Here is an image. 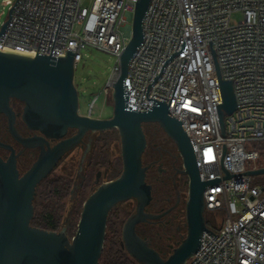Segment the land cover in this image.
<instances>
[{"label":"built area","instance_id":"obj_1","mask_svg":"<svg viewBox=\"0 0 264 264\" xmlns=\"http://www.w3.org/2000/svg\"><path fill=\"white\" fill-rule=\"evenodd\" d=\"M15 1L4 3L10 9ZM135 2L91 0L85 6L83 0H17L0 51L61 57L69 50L74 66L86 48L104 51L115 57L103 87L107 93L132 36ZM234 11L242 13L236 23L230 21ZM142 34L124 79L126 106L146 111L150 98L169 104L170 115L189 138L200 180L225 176L223 144V168L229 174L247 171L246 163L259 153L247 150L246 142L264 141V0H149ZM183 40V51L168 60ZM219 79L232 82L236 103L231 114L223 115L224 134ZM96 98L86 114L90 117ZM203 198L206 212L222 209L226 215L216 230L207 226L217 235L204 230L196 252L183 264H264V187L251 184V175H233L206 186ZM235 203L242 207L237 218L230 210Z\"/></svg>","mask_w":264,"mask_h":264},{"label":"water","instance_id":"obj_2","mask_svg":"<svg viewBox=\"0 0 264 264\" xmlns=\"http://www.w3.org/2000/svg\"><path fill=\"white\" fill-rule=\"evenodd\" d=\"M148 2H135L132 36L119 57V71L112 83L113 108L109 118H93L78 113V94L73 83V51L64 50L65 55L61 57L37 51L35 56L0 51V113L7 117V130L14 139L24 147L37 146L40 149L30 168L19 176L12 147L0 141V147L11 151L6 160L0 158V264H98L108 215L117 204L129 199L135 200V210L122 225L120 244L123 249L138 264H183L199 247L202 232L207 230L212 233L204 217L205 187L233 175L264 174V167L229 174L222 166L226 150L223 144L221 168L225 176L202 181L189 138L180 121L170 115L169 104L150 98L153 103L146 111H136L126 106L128 92L124 79L128 62L143 38L142 18ZM15 3L8 10V20L1 25L0 37L11 19ZM184 44L185 40L180 50L172 53L168 60L183 51ZM216 71L219 76L218 68ZM158 76L154 77L153 82ZM219 81L222 92L219 122L224 134L223 115L231 114L236 103L232 82ZM11 99L22 104L18 115L29 130L37 131L39 135L23 138L17 133ZM143 123H156L174 142L182 161L181 172L188 179L186 234L166 258L135 231L138 223L158 216L144 210L151 200V186L145 180L147 167L142 164L146 146ZM69 129L75 132L66 137ZM111 129H115L119 136L121 172L114 179L99 184L84 200L74 235L69 239L63 230L50 231L32 226L33 200L41 181L53 171L66 152L82 141L86 133ZM50 141L55 143L50 145Z\"/></svg>","mask_w":264,"mask_h":264},{"label":"rangeland","instance_id":"obj_3","mask_svg":"<svg viewBox=\"0 0 264 264\" xmlns=\"http://www.w3.org/2000/svg\"><path fill=\"white\" fill-rule=\"evenodd\" d=\"M90 1L91 0H83V5L88 6ZM8 10L9 5L5 4L4 0H0V25L6 20ZM241 18L242 13L240 11H234L230 16V21L232 23H236L241 20ZM83 55L84 57L81 59V61H79L74 66L73 75V83L78 94V113L80 115H86L88 113L90 102L95 96H97L94 104L92 105L91 117L100 119L109 118L112 115L113 108L111 90L105 93L103 91V87L110 78L115 63V57L109 53L90 47L83 51ZM96 136L97 134H95V132H88L87 138L90 139V148L86 152H84L79 146L73 148L59 161L53 171L41 181L37 188V193L41 195L40 199L43 202L45 199V191L53 183L52 181L60 179V181L65 180L69 184V192L61 202L63 207L60 211L59 227L55 230H63L69 239L76 231L82 204L84 202H82L80 208H77L79 201V190L82 187L80 184L83 181L82 178L86 177L87 179L86 183L88 184L85 188V192L88 196L97 188L99 184L117 177L122 169L120 141L117 133V135L113 136V138L107 144L106 151L108 155V163L106 165L97 166L94 170L91 168L88 170L86 163L92 154V148L94 146V139ZM158 144L162 147H166L162 137H159ZM100 145L101 143L99 146ZM245 148L247 150H257L259 153V156L256 160L246 163V169L251 170L253 168L257 169L264 167V141H247ZM35 155L36 154H32V158L28 160L29 162L27 161V166L33 161ZM97 172H99L100 175L98 182L95 183V174ZM185 182V185L180 190L182 199L186 201L188 197L187 178L185 179ZM251 184L264 187V174L251 175ZM182 206L183 205H181V207ZM241 209L242 207L240 203L232 204L230 206L232 217L237 218L241 213ZM112 210H116L118 212L117 214H119V221H121L122 226L126 218L134 212L135 200L129 199L120 202ZM225 215L226 212L222 209H217L213 212L205 211L204 217L206 225L210 229L216 230L222 217ZM174 226H179L180 230L175 231V234L172 238L173 245L171 248H169V252L165 253L164 258H166L171 253L173 248H175L181 242L186 234L185 214L182 211L178 216V222H175ZM120 228L122 229V227ZM167 235H169V233L163 235V238H165Z\"/></svg>","mask_w":264,"mask_h":264},{"label":"flooded vegetation","instance_id":"obj_4","mask_svg":"<svg viewBox=\"0 0 264 264\" xmlns=\"http://www.w3.org/2000/svg\"><path fill=\"white\" fill-rule=\"evenodd\" d=\"M10 105L15 112L14 125L17 133L23 138L39 135L37 131L29 130L18 115V113L21 112L22 104L11 99ZM0 122L4 127V133L0 135V141L9 144L12 147L14 154L16 155V168L19 176H21L36 160L40 149L37 146L24 147L19 141L14 139L7 130V117L2 113H0ZM142 129L146 138V146L142 154V164L147 167L145 171L146 183L151 186V200L144 210L148 214L158 216L155 218H148L138 223L135 227V231L137 235L144 239L150 247L159 252L164 258L165 253L169 252V248L173 245L172 238L175 231L180 230V227L174 226V224L175 222H178V216L181 211L185 214L186 201L182 199L180 189L185 185V179L187 176L181 172L182 161L174 142L163 132V130L156 123H143ZM74 132V130L69 129L66 137L73 135ZM159 137H162L166 147H162L158 144ZM54 143L55 141L49 142L50 145H53ZM78 146L82 148L84 152L90 148V139L87 138V133L83 136L82 141L76 147ZM68 152H66L62 158ZM10 153L11 151L9 149L0 147L1 159L6 160ZM32 154L36 155L34 156L33 161L27 166V163L29 162L28 160L32 158ZM90 162L91 156L86 163L88 170L91 168ZM97 173L95 174V183L98 182L100 175L99 173L96 181ZM82 179L84 180V177ZM80 185H82V183ZM37 188L35 197L37 194ZM34 204L35 198L33 200V205ZM181 205L183 206L181 207ZM168 233L169 235L163 238V235Z\"/></svg>","mask_w":264,"mask_h":264},{"label":"trees","instance_id":"obj_5","mask_svg":"<svg viewBox=\"0 0 264 264\" xmlns=\"http://www.w3.org/2000/svg\"><path fill=\"white\" fill-rule=\"evenodd\" d=\"M3 133L4 127L0 122V135ZM95 134H97V136L94 139L90 162L92 170H94L97 166L106 165L108 163V155L106 151L107 144L113 136L117 135V131L115 129H111L104 132H95ZM100 143L101 145L99 146ZM86 180L87 179L85 177L82 181V187L79 190L77 208L81 207L82 202L87 196L85 188L88 183H86ZM52 182L53 183L45 191V199L43 202L40 199L41 195L39 193L36 194L31 225L41 229L55 231L59 227L60 211L63 207L61 202L69 192V184L65 180L60 181V179ZM117 213L118 212L116 210H111L108 215L104 246L98 264H138L132 257L129 256L120 244V227H122V223L119 221V214Z\"/></svg>","mask_w":264,"mask_h":264},{"label":"bare ground","instance_id":"obj_6","mask_svg":"<svg viewBox=\"0 0 264 264\" xmlns=\"http://www.w3.org/2000/svg\"><path fill=\"white\" fill-rule=\"evenodd\" d=\"M116 77V76H115Z\"/></svg>","mask_w":264,"mask_h":264}]
</instances>
